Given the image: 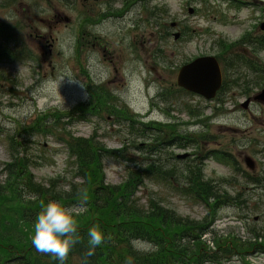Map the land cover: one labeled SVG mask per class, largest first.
Masks as SVG:
<instances>
[{"label":"rangeland","instance_id":"374dc122","mask_svg":"<svg viewBox=\"0 0 264 264\" xmlns=\"http://www.w3.org/2000/svg\"><path fill=\"white\" fill-rule=\"evenodd\" d=\"M67 1L70 4L65 0H17L8 9L0 8V23L16 24L13 34L19 40L17 57L0 63V183L5 180L1 163L10 161L9 135L39 114L67 112L87 102L90 86L101 85L118 98L119 106L127 105L145 123L176 125L179 132L196 139L204 134L208 140L202 143L203 154L227 153L233 161L209 155L204 175L231 195L241 194L243 202L222 207L214 230L243 241L253 240L256 233L264 235V191L248 182V175H264V104L243 107L264 88V73L249 75L244 66L235 73L227 71L229 89L213 101L182 91L176 84L181 67L198 57L216 56L220 40L235 43L257 32V26L264 24V9H238L225 0H208L207 4L202 0ZM189 7L195 9L193 15L188 14ZM175 31L183 33L177 41L172 35ZM233 51L247 53L256 65H264V52L253 54L245 45ZM252 80L255 87L247 83ZM189 112L199 115L192 117ZM68 129L75 136H95L108 149L119 150L128 144V156L138 162L144 155L146 142L135 135L139 131L106 113L76 121ZM193 153L191 148H169L163 156L183 167L195 156L183 160L177 156ZM28 155L37 182L47 184L60 177V183L67 186L73 165L64 145L53 137L37 136L29 144ZM245 158L252 159L254 171L245 165ZM103 163L107 183L118 185L127 178L128 162L106 157ZM141 192L145 198L158 197L184 217L201 220L207 214L204 205L170 185L149 181ZM205 237L209 240L211 235ZM244 261L264 264V254L236 257L224 264Z\"/></svg>","mask_w":264,"mask_h":264},{"label":"trees","instance_id":"16d2710c","mask_svg":"<svg viewBox=\"0 0 264 264\" xmlns=\"http://www.w3.org/2000/svg\"><path fill=\"white\" fill-rule=\"evenodd\" d=\"M16 1L0 0V8L8 9ZM202 2L207 4L208 0ZM14 26L16 24L0 23V63L17 57L15 48L19 40L13 34ZM247 39L245 35L237 43L219 41L220 51L216 57L226 71L234 72L244 66L252 72L264 73L263 64L256 65L243 52L233 51L234 47L241 45L256 48ZM257 48L264 52L263 37ZM229 86L226 83V89ZM54 112L39 114L15 135L7 137L10 161L1 163L5 180L0 183V264H59L55 258L41 254L32 245L33 225L42 205L50 200L74 208L80 189L87 191V203L82 211L75 209L74 214L77 232L83 241L73 247L66 264H85L86 259L87 264H123L128 256L134 258V264H223L236 257L244 259L251 254H264V235L260 233H256L253 240L243 241L230 234L219 235L214 230L218 211L224 206L240 204L241 194L233 196L214 181L206 180L203 170L209 155L221 161L232 160L221 151L203 154L202 143L208 140L206 135L200 134V139H196L191 134L179 132L176 125L145 123L127 105L119 106L118 98L101 85L90 86L87 102H81L67 112ZM103 113L115 118L117 123L128 122L131 130L139 131L140 135L137 132L135 135L146 142L140 162L128 156V144L112 150L97 141L95 136H75L68 129L76 121L99 118ZM189 113L192 117L199 115ZM37 136L53 137L64 145L73 165L67 186L60 183V177L47 184L35 180L28 150L32 139ZM169 148L194 149L191 156L195 159L186 160L188 162L179 167L164 158L163 154ZM106 157L130 164L127 178L118 185L106 182L103 163ZM248 180L264 190V175H248ZM149 181L170 185L187 199L204 205L206 216L201 220L184 217L163 205L156 196L145 198L141 189ZM92 226H98L104 233L105 243L96 248L92 257L86 258L87 233ZM208 234L211 238L204 239ZM138 244L150 248L139 249Z\"/></svg>","mask_w":264,"mask_h":264},{"label":"clouds","instance_id":"9594fccd","mask_svg":"<svg viewBox=\"0 0 264 264\" xmlns=\"http://www.w3.org/2000/svg\"><path fill=\"white\" fill-rule=\"evenodd\" d=\"M78 196V203L72 209L57 200L48 201L42 205L33 225L32 245L41 254L55 258L59 264H66L73 247L83 241L77 232L78 224L74 212L77 208L83 210L87 203V191L80 189ZM87 235L88 247L84 253L86 258L92 257L96 248L105 243V235L98 226L89 228ZM133 247L136 250L135 245ZM123 264H134V258L128 256Z\"/></svg>","mask_w":264,"mask_h":264},{"label":"water","instance_id":"95a60500","mask_svg":"<svg viewBox=\"0 0 264 264\" xmlns=\"http://www.w3.org/2000/svg\"><path fill=\"white\" fill-rule=\"evenodd\" d=\"M189 12L192 14L194 10L190 9ZM172 26H175V24ZM179 37V33L175 34V39H179ZM176 82L178 87L201 95L207 100H212L221 89L222 70L216 57H200L184 65L179 70ZM251 101V99L246 101L243 107L248 108ZM253 101L264 103V89L253 98ZM186 156L180 157L186 158ZM245 162L250 168L254 167L249 158H246Z\"/></svg>","mask_w":264,"mask_h":264},{"label":"flooded vegetation","instance_id":"af4514ba","mask_svg":"<svg viewBox=\"0 0 264 264\" xmlns=\"http://www.w3.org/2000/svg\"><path fill=\"white\" fill-rule=\"evenodd\" d=\"M240 3L246 7H257L258 9H264V4L255 3L254 0H240ZM256 31L253 35L248 34L247 38L254 43H259L261 37H264V31L262 30V25L259 24L256 28ZM255 51V50H254ZM225 78V77H224Z\"/></svg>","mask_w":264,"mask_h":264}]
</instances>
